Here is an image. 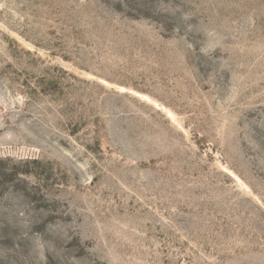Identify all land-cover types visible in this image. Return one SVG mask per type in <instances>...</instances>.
<instances>
[{
    "label": "rangeland",
    "instance_id": "obj_1",
    "mask_svg": "<svg viewBox=\"0 0 264 264\" xmlns=\"http://www.w3.org/2000/svg\"><path fill=\"white\" fill-rule=\"evenodd\" d=\"M0 264H264V0H0Z\"/></svg>",
    "mask_w": 264,
    "mask_h": 264
}]
</instances>
